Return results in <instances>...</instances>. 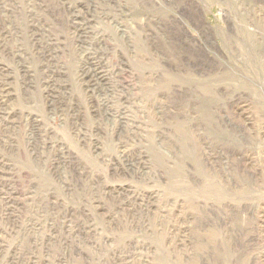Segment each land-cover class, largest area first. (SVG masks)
<instances>
[{"label":"rangeland","instance_id":"rangeland-1","mask_svg":"<svg viewBox=\"0 0 264 264\" xmlns=\"http://www.w3.org/2000/svg\"><path fill=\"white\" fill-rule=\"evenodd\" d=\"M0 199V264H264V0H0Z\"/></svg>","mask_w":264,"mask_h":264},{"label":"bare ground","instance_id":"bare-ground-1","mask_svg":"<svg viewBox=\"0 0 264 264\" xmlns=\"http://www.w3.org/2000/svg\"><path fill=\"white\" fill-rule=\"evenodd\" d=\"M16 9V8H15ZM41 9V8H40ZM3 11L6 14L5 23L8 24V26L5 25L7 30L3 33L5 37H12V34H17L18 30L14 23V11L9 8V4L7 2H3ZM3 13V12H2ZM38 14V13H37ZM31 20V26H32V37L36 42V49H38L41 53H45L48 48H53V50L58 51V49L61 47L60 37H56L55 34L51 33L49 25L46 23L45 19L42 16L34 15ZM85 23V22H84ZM83 24V23H82ZM39 26V27H38ZM4 27V28H5ZM83 30V29H82ZM75 34V33H74ZM61 35V34H60ZM5 39V38H4ZM63 43V42H62ZM8 46V45H7ZM57 56V55H56ZM14 59V58H13ZM24 63H26L24 61ZM93 63V62H92ZM95 63V62H94ZM100 67V66H99ZM86 68V67H85ZM3 70V69H2ZM91 70V69H90ZM60 71V70H59ZM84 74V73H83ZM58 75V74H57ZM80 75V74H79ZM104 76V74H102ZM101 75V76H102ZM54 76V75H53ZM84 76V75H83ZM96 79L99 80V77L97 75ZM33 78V77H32ZM31 79V78H30ZM82 79V78H81ZM33 80V79H32ZM47 82V81H46ZM49 82V81H48ZM86 84V83H85ZM87 85V84H86ZM93 85V84H92ZM9 88V87H8ZM46 90V89H45ZM48 90V89H47ZM88 91V90H87ZM8 92V91H7ZM107 100H110L107 99ZM105 101V100H104ZM46 102V101H45ZM116 102V101H115ZM119 102V101H118ZM4 103V102H2ZM104 103V102H103ZM117 103V102H116ZM109 104V103H108ZM102 105V104H101ZM111 105V104H110ZM109 106V105H108ZM121 124V123H120ZM127 125V124H126ZM10 129V128H9ZM41 134V133H40ZM46 135V134H45ZM43 136V135H42ZM41 136V137H42ZM47 138V137H46ZM44 139V138H42ZM52 139V138H50ZM30 142V141H29ZM53 144V143H52ZM45 145V144H44ZM43 145V146H44ZM37 147V146H36ZM44 148V147H43ZM54 148V147H53ZM41 151V150H40ZM44 151V150H43ZM62 161V160H61ZM58 164V163H57ZM58 167V166H57ZM138 169V168H136ZM135 171V170H134ZM7 172V171H5ZM1 200V199H0ZM49 207V205H48ZM52 240L50 239L49 242ZM47 245V244H46Z\"/></svg>","mask_w":264,"mask_h":264}]
</instances>
